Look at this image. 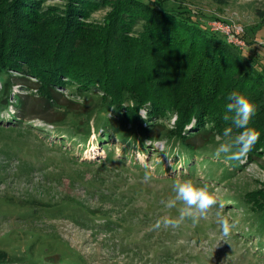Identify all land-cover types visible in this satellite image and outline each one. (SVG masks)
<instances>
[{
    "label": "rangeland",
    "instance_id": "obj_1",
    "mask_svg": "<svg viewBox=\"0 0 264 264\" xmlns=\"http://www.w3.org/2000/svg\"><path fill=\"white\" fill-rule=\"evenodd\" d=\"M10 1L0 0V7ZM64 1L47 4L62 7ZM165 1L170 7L184 6L195 20L204 16L209 32L242 52L246 65L257 69L258 62L264 67V0ZM112 13L109 5L81 20L91 30L88 39L101 33ZM224 58L226 69L236 72V60L230 54ZM28 85H15L11 105L0 110V264H264V227L251 211L249 196L264 190V115L256 114L251 122L260 134L254 146L259 147L258 159H243L235 171L229 161L214 158L218 145L212 144L196 158V172L190 177L185 163L192 164L191 158L173 155L172 140L163 130L160 139L139 144L114 135L99 142V132L92 129L84 143L80 136L72 138L68 127L38 117L21 119L15 95L29 96L27 108L40 103L38 92ZM58 91L84 106L88 99L68 87ZM141 116L148 120L146 110ZM109 117L118 120L111 112ZM175 119L161 121L165 131L173 128ZM151 120L149 129L158 121ZM58 130H64V137ZM110 150L113 162H104ZM226 165L234 175L230 179H225ZM164 170L171 173L160 178ZM145 172L152 173L149 182L143 179ZM177 179L207 185L216 194L224 204L222 215L236 222L228 237L218 229L216 208L199 224L185 220L174 229L154 228L161 216H179L182 205L165 208L174 198Z\"/></svg>",
    "mask_w": 264,
    "mask_h": 264
},
{
    "label": "trees",
    "instance_id": "obj_2",
    "mask_svg": "<svg viewBox=\"0 0 264 264\" xmlns=\"http://www.w3.org/2000/svg\"><path fill=\"white\" fill-rule=\"evenodd\" d=\"M49 1L12 0L0 7V110L11 105L14 86L23 87L26 81L27 89L38 92L40 103L27 108L29 96L15 95L21 119L38 117L68 127L70 136H80L84 143L92 129L99 132V142L114 135L139 144L160 139L163 130L172 140L171 153L191 158L192 164L185 163L190 177L205 146L225 139L222 131L230 121L223 117L231 92L250 98L256 114L264 115V67L258 62L257 69L253 66L256 70L246 65L242 52L209 32L204 16L196 13L200 18L195 20L190 10L170 7L165 0H65L62 7L49 6ZM109 5L113 13L103 30L88 39L91 30L81 20ZM227 54L236 60V72L226 69ZM14 72L26 78L13 76ZM65 87L88 97L85 106L58 91ZM144 110L149 121L141 116ZM70 114L76 116L68 121ZM172 117L175 124L165 131L161 121ZM151 119L158 121L149 129ZM262 126L264 130V122ZM142 147L146 151V144ZM256 147L247 160L258 159ZM113 157L110 150L104 162H113ZM241 162L229 161L232 170H239ZM229 168L223 167L225 179L234 176ZM170 173L164 170L158 176L166 178ZM249 196L251 211L264 227V190ZM104 227L111 230L109 224Z\"/></svg>",
    "mask_w": 264,
    "mask_h": 264
},
{
    "label": "clouds",
    "instance_id": "obj_3",
    "mask_svg": "<svg viewBox=\"0 0 264 264\" xmlns=\"http://www.w3.org/2000/svg\"><path fill=\"white\" fill-rule=\"evenodd\" d=\"M257 112V106L250 98L236 91L231 92L225 104L223 119L230 121V125L222 131L225 139L218 143L214 152V158L223 157L226 161H242L252 151L260 139L259 132L250 127ZM235 131L234 139L233 133ZM145 182L152 179L151 172H145ZM174 198L165 203V208H176L182 205L178 217L161 216L154 225L155 229L177 228L185 220H191L193 224H199L207 220L211 211L218 209L215 213L218 229L223 237H228L236 227V222L230 221L222 215L224 204L217 199L207 185H199L191 179H177L172 185Z\"/></svg>",
    "mask_w": 264,
    "mask_h": 264
}]
</instances>
